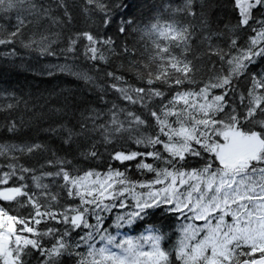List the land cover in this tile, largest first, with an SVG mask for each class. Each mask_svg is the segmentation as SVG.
<instances>
[{
  "label": "snow or ice",
  "instance_id": "obj_1",
  "mask_svg": "<svg viewBox=\"0 0 264 264\" xmlns=\"http://www.w3.org/2000/svg\"><path fill=\"white\" fill-rule=\"evenodd\" d=\"M0 21V264H264V0Z\"/></svg>",
  "mask_w": 264,
  "mask_h": 264
},
{
  "label": "trees",
  "instance_id": "obj_2",
  "mask_svg": "<svg viewBox=\"0 0 264 264\" xmlns=\"http://www.w3.org/2000/svg\"><path fill=\"white\" fill-rule=\"evenodd\" d=\"M0 23H2V21H0ZM192 23H195V21H192ZM195 47V45H193ZM191 59V57H190ZM197 63L199 64H203V61H198ZM17 80V82H22L25 81L26 79L28 81H30L33 84H38L39 85V93H44L46 89H48L49 87H51L52 85H58L59 88H63V89H77L78 85L73 82L71 77H68L67 79H61L59 81L56 80H49L47 77H43L40 78L38 80L33 81L31 79V74L30 73H26V74H21L18 78H14ZM34 91H36V89H34ZM25 119H27V115L25 116ZM3 120V116H0V121Z\"/></svg>",
  "mask_w": 264,
  "mask_h": 264
}]
</instances>
